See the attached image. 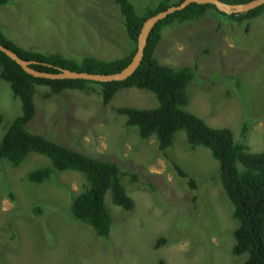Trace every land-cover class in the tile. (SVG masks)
Here are the masks:
<instances>
[{
	"label": "rangeland",
	"instance_id": "obj_1",
	"mask_svg": "<svg viewBox=\"0 0 264 264\" xmlns=\"http://www.w3.org/2000/svg\"><path fill=\"white\" fill-rule=\"evenodd\" d=\"M129 1L139 15L161 2ZM0 30L24 50L75 61H111L133 49L111 0H10L0 7ZM155 57L194 71L189 112L211 127L229 128L248 152L264 150V15L237 23L210 9L197 20L174 22L163 28ZM46 93L36 92L37 114L28 130L117 163L134 208L123 211L107 195L110 233L98 238L69 210L85 187L83 174L54 172L37 185L27 175L50 166L46 158L31 154L19 167L0 162V264H244L231 253L236 224L210 152L190 147L183 132L160 151L154 138L140 139L116 113L122 106L155 108L152 94L124 90L105 106L98 89ZM19 113L18 100L0 79V138Z\"/></svg>",
	"mask_w": 264,
	"mask_h": 264
},
{
	"label": "trees",
	"instance_id": "obj_2",
	"mask_svg": "<svg viewBox=\"0 0 264 264\" xmlns=\"http://www.w3.org/2000/svg\"><path fill=\"white\" fill-rule=\"evenodd\" d=\"M111 1L121 15L124 33L133 45V49L125 57L111 61L84 57L75 61L59 54L27 51L9 40L1 30L0 44L30 62V67L37 71L55 74L60 69H66L79 73L113 75L131 63L137 51V40L143 23L184 0L175 4H171L170 0H161L156 8H147L142 15L136 13L129 0ZM220 1L227 5H239L253 0ZM9 2L10 0H0V7ZM210 9L218 12L212 5L190 4L159 21L147 37L140 65L123 81L96 83L36 78L25 73L0 51V79L9 85L13 98L20 105V113L4 128L0 138V162L19 167L31 154L46 158L50 166L35 169L27 175V180L37 185L47 182L54 172L73 171L83 174L85 187L71 198V216L91 228L98 238L106 239L111 228L106 196H109L112 205L123 211L134 208V201L121 183V177L125 174L115 162L90 157L29 131V123L37 114L35 95L40 88L47 90L46 98L60 96L66 91L89 92L98 89L101 103L106 106L124 90L149 92L156 100L155 108L122 106L116 108V113L125 118V126L137 129L140 139L154 138L160 151L168 150L176 133L183 132L190 147H202L210 152L217 163L218 181L231 206V218L236 224L232 232L231 253L233 256L243 257L244 264H264V150L260 153L248 152L243 145L234 141L229 128L211 127L189 112L187 85L194 80V71L188 67L162 65L155 57L163 28L174 22L186 23L202 18ZM220 14L240 23L264 15V5L247 13ZM173 167L179 176L187 177L177 165ZM189 185L191 189L195 188L192 181Z\"/></svg>",
	"mask_w": 264,
	"mask_h": 264
},
{
	"label": "water",
	"instance_id": "obj_3",
	"mask_svg": "<svg viewBox=\"0 0 264 264\" xmlns=\"http://www.w3.org/2000/svg\"><path fill=\"white\" fill-rule=\"evenodd\" d=\"M190 4L199 5H212L220 13L231 15L238 13H247L257 7L264 5V0H253L246 4L239 5H227L220 0H184L179 5L170 6L167 10L159 12L158 14L148 18L142 25L140 34L137 40V51L132 58L131 63L124 68L121 72L113 75H98L89 73H79L66 69H60L58 73H45L41 71L34 70L30 67L31 63L20 58L16 53L7 47L0 44V51L4 53L7 57L13 60L21 69L36 78H45L50 80H84L96 83H107L112 81H123L130 77L140 65L143 58V51L146 46L147 37L150 34L154 26L161 20H164L169 15L185 9Z\"/></svg>",
	"mask_w": 264,
	"mask_h": 264
}]
</instances>
